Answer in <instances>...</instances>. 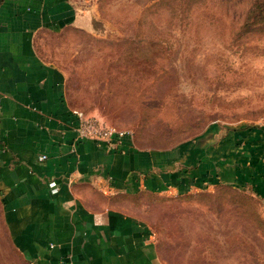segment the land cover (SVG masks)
I'll return each mask as SVG.
<instances>
[{"label":"rangeland","instance_id":"obj_1","mask_svg":"<svg viewBox=\"0 0 264 264\" xmlns=\"http://www.w3.org/2000/svg\"><path fill=\"white\" fill-rule=\"evenodd\" d=\"M74 1L92 26L40 33L36 47L64 72L75 110L145 149L264 131V0ZM251 184L141 189L114 202L151 236L158 264H264V188ZM0 264H36L9 238L1 204Z\"/></svg>","mask_w":264,"mask_h":264},{"label":"crops","instance_id":"obj_2","mask_svg":"<svg viewBox=\"0 0 264 264\" xmlns=\"http://www.w3.org/2000/svg\"><path fill=\"white\" fill-rule=\"evenodd\" d=\"M91 26L89 11L74 0H0L3 221L16 248L36 264H158L151 236L114 200L215 180L247 179L262 190L264 131H229L215 142L167 149L129 140L117 149L78 138L65 74L41 57L36 42L40 33Z\"/></svg>","mask_w":264,"mask_h":264},{"label":"built area","instance_id":"obj_3","mask_svg":"<svg viewBox=\"0 0 264 264\" xmlns=\"http://www.w3.org/2000/svg\"><path fill=\"white\" fill-rule=\"evenodd\" d=\"M73 113L76 115L78 121L76 125L78 138L97 140L117 149L121 147L125 140H129V133L127 131L108 125L95 115L89 116L84 112L75 109ZM45 158V154L39 156L40 160ZM50 185L54 190L56 189L55 181H50Z\"/></svg>","mask_w":264,"mask_h":264}]
</instances>
